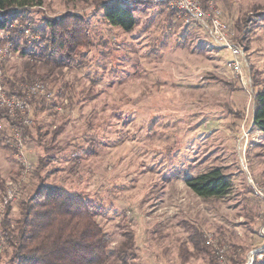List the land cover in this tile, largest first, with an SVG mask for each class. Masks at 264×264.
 Instances as JSON below:
<instances>
[{
	"label": "rangeland",
	"instance_id": "374dc122",
	"mask_svg": "<svg viewBox=\"0 0 264 264\" xmlns=\"http://www.w3.org/2000/svg\"><path fill=\"white\" fill-rule=\"evenodd\" d=\"M208 2L243 49L239 75L229 50L160 5L135 12L131 32L111 26L90 0H43L27 9L34 27L65 13L84 17L94 44L75 62L37 69L50 72L43 82L48 102L25 110L31 123L23 125L28 133L20 130L21 150L15 129L0 119V245L5 212L12 209L14 225L19 202L42 179L94 203L96 221L112 236L109 264H210L190 242L194 230L223 250L227 264H247L264 249V132L253 127L252 77L256 70L264 89V0ZM25 26L32 30L19 28ZM9 36L0 32V44ZM18 42L0 68L8 95L21 94V84L10 89L5 79L25 76L30 61ZM216 168L231 178L229 195L206 200L186 186L187 178ZM180 172L189 174L172 179ZM184 243L194 254L186 262L178 255ZM10 254L0 248V264H9Z\"/></svg>",
	"mask_w": 264,
	"mask_h": 264
},
{
	"label": "trees",
	"instance_id": "16d2710c",
	"mask_svg": "<svg viewBox=\"0 0 264 264\" xmlns=\"http://www.w3.org/2000/svg\"><path fill=\"white\" fill-rule=\"evenodd\" d=\"M67 1L77 3L89 0ZM90 1L111 26L120 27L125 32H131L138 24L139 20L135 17V12H145L151 4L165 7L164 3H146L141 0ZM201 2L207 6L208 0H201ZM42 4L43 0H0V32L10 33L8 41L12 43L14 49L15 47L17 49L19 40L23 41L20 52L30 59L24 68L25 76L15 78L16 80L5 79L10 89L17 83L28 85L32 82H47L50 72L39 73L37 71L45 65L44 63L48 65L52 61V65L58 66L75 62L76 57L82 56V49L90 48L94 44L91 26L84 17L77 14L65 13L58 19L45 18L44 27H34L33 20L26 15V12H30L27 9L42 6ZM169 13L177 16L174 11ZM15 21H17L16 27L12 28L11 25ZM24 23H28L33 33L40 36V41L34 43L32 47L24 43L19 32V25ZM236 26L240 30L243 28L239 26L238 21H236ZM49 29V35H46L45 32ZM256 74L254 70L252 72L254 80L253 127L264 132V89L258 86L255 79ZM238 79L241 83V79ZM243 89L241 86L239 91L242 92ZM12 94L14 93L11 92ZM17 95L26 97L23 92ZM47 100V98H39V100L32 98L28 103L32 107L34 105L35 108L39 105L45 107ZM235 114L236 119L241 122L242 113L236 112ZM19 116L21 112L17 113V117L13 120L7 110H0V119L8 120L13 126H20ZM20 129L25 130V133L29 132L28 128L23 125ZM39 164L34 173L40 177L44 168L42 161ZM188 174L189 172H180L172 179L187 178ZM185 183L194 194L206 200L223 198L232 191L230 176L219 168L187 178ZM18 205L20 216L15 224H11V208L5 212L1 224L6 244L0 245V248L3 249L4 246L11 248L9 264H109L112 236L96 221L95 205L82 193L71 192L61 186H49L43 184L40 179L39 186L34 193L28 199L20 201ZM132 241L133 238H131L130 246ZM190 242L195 250L210 259V264L219 263L217 261L218 251L206 242L202 230H194L190 236ZM220 247L222 248V244ZM8 254L6 251V255ZM178 255L182 261L186 262L194 254L184 243ZM229 261L233 264H244L240 258H231Z\"/></svg>",
	"mask_w": 264,
	"mask_h": 264
},
{
	"label": "built area",
	"instance_id": "2783aa9c",
	"mask_svg": "<svg viewBox=\"0 0 264 264\" xmlns=\"http://www.w3.org/2000/svg\"><path fill=\"white\" fill-rule=\"evenodd\" d=\"M111 1H122V2H131L135 0H111ZM146 3H164L165 8L168 11H174L179 18L182 19L184 25L188 26H198L203 28L208 32V35L212 39L214 46L219 49H227L230 51L233 56V60L229 62V66L235 70L236 75L241 73V63L239 58L242 56L243 49L240 46L233 43L230 39V31L226 23L223 21L221 10L207 3V6H204L201 0H141ZM17 21H15L11 27L15 28ZM22 35V40L24 43L30 47L34 43L40 41V36L33 33L30 28L22 27L19 31ZM13 45L11 42H7L6 46L0 44V68L2 63L5 61V58L11 54ZM14 49V48H13ZM20 89L26 95V97H20L17 94L8 95L5 91V86L1 84L0 76V110H7L10 117L14 120L17 117V113L21 112V116L18 117L20 126L25 125L26 123H31L26 118L25 110L29 107V100L32 98H47L46 94V85L43 82H35L28 85L21 84ZM28 100V101H27ZM25 112V113H24ZM10 126L15 129L16 144L18 148H23V138L20 134V126H13L7 120ZM27 168H29L28 163L23 161ZM264 229V228H263ZM208 243L213 245L215 250L218 251V262L219 264H227L225 262L226 258L224 256L223 250L216 249V245L213 244L212 240H208ZM248 256L249 260L247 264H264V249L256 253L250 254ZM227 261V260H226Z\"/></svg>",
	"mask_w": 264,
	"mask_h": 264
}]
</instances>
